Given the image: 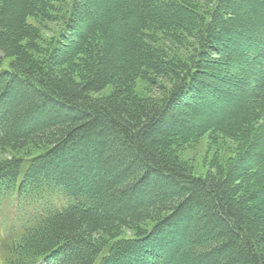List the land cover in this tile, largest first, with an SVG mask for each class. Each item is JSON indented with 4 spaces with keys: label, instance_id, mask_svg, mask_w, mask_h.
<instances>
[{
    "label": "trees",
    "instance_id": "1",
    "mask_svg": "<svg viewBox=\"0 0 264 264\" xmlns=\"http://www.w3.org/2000/svg\"><path fill=\"white\" fill-rule=\"evenodd\" d=\"M12 215L1 264H264V0H0Z\"/></svg>",
    "mask_w": 264,
    "mask_h": 264
},
{
    "label": "rangeland",
    "instance_id": "2",
    "mask_svg": "<svg viewBox=\"0 0 264 264\" xmlns=\"http://www.w3.org/2000/svg\"><path fill=\"white\" fill-rule=\"evenodd\" d=\"M56 31V26L52 23L42 25L41 33L43 37V47H46L50 43L54 38L53 36L56 34ZM141 91H143L142 85L139 86L140 94H142ZM175 151L178 152L181 161L199 176H204L208 173L209 167L216 161L215 158H218L220 164L226 165L229 157L232 155L227 147L212 145L208 140V137H204L203 139H199L181 147L179 146ZM6 216L4 217V224L1 227L10 222H16V220L13 219L14 215L11 216L12 219H7Z\"/></svg>",
    "mask_w": 264,
    "mask_h": 264
}]
</instances>
